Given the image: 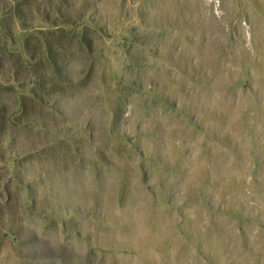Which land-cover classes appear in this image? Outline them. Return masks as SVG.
Here are the masks:
<instances>
[{"label": "rangeland", "instance_id": "374dc122", "mask_svg": "<svg viewBox=\"0 0 264 264\" xmlns=\"http://www.w3.org/2000/svg\"><path fill=\"white\" fill-rule=\"evenodd\" d=\"M0 264H264V0H0Z\"/></svg>", "mask_w": 264, "mask_h": 264}]
</instances>
